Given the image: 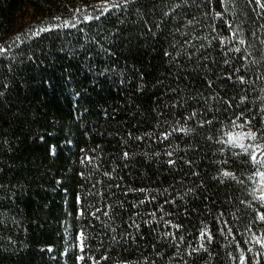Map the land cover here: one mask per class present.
I'll return each mask as SVG.
<instances>
[{
  "label": "trees",
  "instance_id": "trees-1",
  "mask_svg": "<svg viewBox=\"0 0 264 264\" xmlns=\"http://www.w3.org/2000/svg\"><path fill=\"white\" fill-rule=\"evenodd\" d=\"M0 48V264H264V0H0Z\"/></svg>",
  "mask_w": 264,
  "mask_h": 264
},
{
  "label": "rangeland",
  "instance_id": "rangeland-1",
  "mask_svg": "<svg viewBox=\"0 0 264 264\" xmlns=\"http://www.w3.org/2000/svg\"><path fill=\"white\" fill-rule=\"evenodd\" d=\"M246 134L247 133L240 132L237 135H235V137H240L241 138V139H239L237 141L238 144L239 143H243L245 146L248 145V142H249L250 138H248L246 136ZM255 154L257 155V157L261 156L262 154H264V148L255 147ZM257 191L260 194H264V178H262L260 175H259V181H258V184H257ZM202 264H211V263L209 261H205Z\"/></svg>",
  "mask_w": 264,
  "mask_h": 264
},
{
  "label": "snow or ice",
  "instance_id": "snow-or-ice-1",
  "mask_svg": "<svg viewBox=\"0 0 264 264\" xmlns=\"http://www.w3.org/2000/svg\"><path fill=\"white\" fill-rule=\"evenodd\" d=\"M43 30H44V29H42V31H43ZM0 51H3V49L0 48ZM246 136H247L248 138L253 139V140L256 139V135H255L254 133H251V132L247 133ZM239 139H241V138H240V137L229 136V141L232 142V143H234V144L237 143V141H238ZM238 146H239L240 148L244 149L245 151H248V149L245 147V145H244L243 143H239ZM249 155H250L251 160H252L253 162L260 163V161L257 160V156L255 155V152H254V151H253V152H250ZM225 175H229V173H225ZM259 175H260L262 178H264V172L259 173ZM260 198H261L262 200H264V194H262ZM261 219H264V217H261ZM81 259H82V257H81Z\"/></svg>",
  "mask_w": 264,
  "mask_h": 264
}]
</instances>
